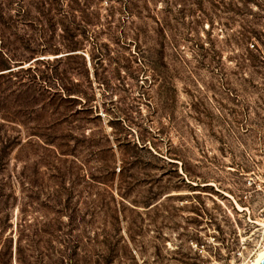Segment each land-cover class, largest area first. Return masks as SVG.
<instances>
[{"label":"rangeland","instance_id":"rangeland-1","mask_svg":"<svg viewBox=\"0 0 264 264\" xmlns=\"http://www.w3.org/2000/svg\"><path fill=\"white\" fill-rule=\"evenodd\" d=\"M263 223L264 0H0V264H251Z\"/></svg>","mask_w":264,"mask_h":264},{"label":"bare ground","instance_id":"bare-ground-1","mask_svg":"<svg viewBox=\"0 0 264 264\" xmlns=\"http://www.w3.org/2000/svg\"><path fill=\"white\" fill-rule=\"evenodd\" d=\"M239 210L240 211H244V209H242L241 206H238ZM264 225V223H263ZM264 258V246H263V249L258 253V255L256 256L255 260H253L251 262V264H259L260 261Z\"/></svg>","mask_w":264,"mask_h":264},{"label":"water","instance_id":"water-1","mask_svg":"<svg viewBox=\"0 0 264 264\" xmlns=\"http://www.w3.org/2000/svg\"><path fill=\"white\" fill-rule=\"evenodd\" d=\"M259 264H264V258L260 261Z\"/></svg>","mask_w":264,"mask_h":264},{"label":"trees","instance_id":"trees-1","mask_svg":"<svg viewBox=\"0 0 264 264\" xmlns=\"http://www.w3.org/2000/svg\"><path fill=\"white\" fill-rule=\"evenodd\" d=\"M64 261H65V260H62V262H61V263H62V264H64Z\"/></svg>","mask_w":264,"mask_h":264}]
</instances>
